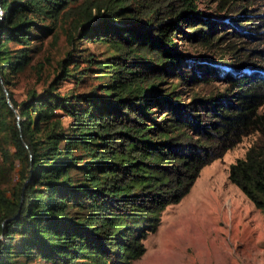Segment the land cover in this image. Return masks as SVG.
<instances>
[{
  "label": "trees",
  "instance_id": "obj_1",
  "mask_svg": "<svg viewBox=\"0 0 264 264\" xmlns=\"http://www.w3.org/2000/svg\"><path fill=\"white\" fill-rule=\"evenodd\" d=\"M248 14L213 17L195 0H0V264H129L160 211L251 133L227 176L264 209V47L233 62L178 48L264 42L263 13ZM63 25L60 80L97 81L17 100L31 40ZM85 41L104 49L84 53Z\"/></svg>",
  "mask_w": 264,
  "mask_h": 264
},
{
  "label": "rangeland",
  "instance_id": "obj_2",
  "mask_svg": "<svg viewBox=\"0 0 264 264\" xmlns=\"http://www.w3.org/2000/svg\"><path fill=\"white\" fill-rule=\"evenodd\" d=\"M195 1L199 10L213 17L227 19L239 15V20H243L252 16L246 13H253L254 19L259 18L255 13L264 15V0ZM243 7L253 10L242 13ZM67 28V25L58 27L54 38L45 35L40 42L31 40L30 63L11 78L10 87L17 100L25 97L28 89L40 91L54 81H59L60 91H80L97 81L90 76L77 83L73 78L60 80L59 62L72 48L66 36ZM231 41L234 46H240L234 52L228 51L227 42L211 49L182 40L178 41V48L192 56L203 55L215 61L233 62L242 58L249 49L248 60H257L253 54L257 48L264 47V42L249 40L246 44H238L236 40ZM80 46L87 47L84 53L98 54L104 49L102 44L93 41H85ZM79 63L83 65L82 58H79ZM261 109L264 110V104ZM256 137V133L243 136L220 157L202 166L186 194L160 211L157 223L147 230L143 238L144 251L129 264H264V209L250 201L227 176L229 164L242 157Z\"/></svg>",
  "mask_w": 264,
  "mask_h": 264
},
{
  "label": "bare ground",
  "instance_id": "obj_3",
  "mask_svg": "<svg viewBox=\"0 0 264 264\" xmlns=\"http://www.w3.org/2000/svg\"><path fill=\"white\" fill-rule=\"evenodd\" d=\"M200 192V191H199ZM192 198H193V196H192ZM194 200H196V202H197V199H195V198H193ZM192 200V199H191ZM191 202V201H190ZM218 202V201H217ZM192 203V202H191ZM195 204V203H194Z\"/></svg>",
  "mask_w": 264,
  "mask_h": 264
}]
</instances>
